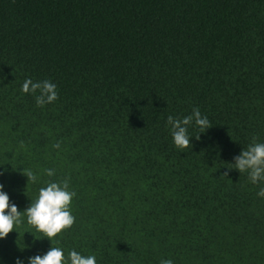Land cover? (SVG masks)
I'll list each match as a JSON object with an SVG mask.
<instances>
[{
	"label": "trees",
	"instance_id": "trees-1",
	"mask_svg": "<svg viewBox=\"0 0 264 264\" xmlns=\"http://www.w3.org/2000/svg\"><path fill=\"white\" fill-rule=\"evenodd\" d=\"M26 79L59 98L38 107ZM194 108L212 126L197 139L189 125L181 150L167 118ZM253 137L264 0H0V183L22 215L0 264L50 247L97 264H264V182L234 168ZM64 179L75 223L50 241L24 210Z\"/></svg>",
	"mask_w": 264,
	"mask_h": 264
},
{
	"label": "clouds",
	"instance_id": "clouds-1",
	"mask_svg": "<svg viewBox=\"0 0 264 264\" xmlns=\"http://www.w3.org/2000/svg\"><path fill=\"white\" fill-rule=\"evenodd\" d=\"M22 92L35 94L36 104L43 107L46 104L53 103L58 97L57 86L48 81L33 82L26 79L21 88ZM195 124L200 133L206 132L212 125L206 116H202L198 108H194L191 115L182 119L173 118L169 115L167 124L171 126L173 142L181 150L192 147L191 139L188 135V126ZM248 148L243 149L241 153L234 157V168L240 173H247L253 184L264 182V143H257L256 137L252 138ZM54 147L59 148L57 143ZM233 168H228L230 171ZM54 169H47L48 176L54 175ZM28 181L37 182L38 177L32 170L23 172ZM228 176V171L223 173ZM3 184L0 183V239L6 238L17 226L22 223L21 211L10 201L9 195L3 191ZM76 195L74 191H69V180L64 179L61 182H50L46 187L39 189L38 198L31 202L24 211L27 216V223L33 226L38 232L50 241L63 232L70 229L75 223V216L71 212L72 199ZM258 196L264 197V188L257 193ZM29 264H97L94 255L84 256L75 250L65 256L60 247H50L44 255H35L29 257ZM16 264H23L17 258ZM160 264H173L171 259H164Z\"/></svg>",
	"mask_w": 264,
	"mask_h": 264
}]
</instances>
